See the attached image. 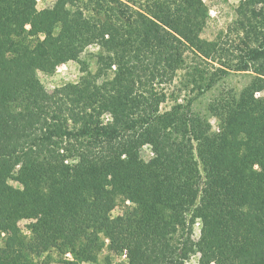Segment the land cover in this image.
<instances>
[{"label": "trees", "instance_id": "obj_1", "mask_svg": "<svg viewBox=\"0 0 264 264\" xmlns=\"http://www.w3.org/2000/svg\"><path fill=\"white\" fill-rule=\"evenodd\" d=\"M208 21L204 0H0V264H264V0ZM233 71L254 77L193 107Z\"/></svg>", "mask_w": 264, "mask_h": 264}, {"label": "rangeland", "instance_id": "obj_2", "mask_svg": "<svg viewBox=\"0 0 264 264\" xmlns=\"http://www.w3.org/2000/svg\"><path fill=\"white\" fill-rule=\"evenodd\" d=\"M209 7V21L202 36L207 39H213L217 33L223 29H226L235 18V8L240 0H204ZM55 0H37V9L42 10L44 8L52 7ZM100 47L97 44H91L88 46L84 52L81 54V61H85L92 70L97 68V54L100 52ZM82 64L78 61L70 60L65 63H61L57 66L56 71L53 74H47L40 72V78L47 89L52 90L57 85L63 84L69 81L77 80L82 74L81 71ZM179 75H182L180 72ZM254 74L251 72H238L233 71L222 81H220L217 86L206 92L203 95L194 96L193 107L196 110L206 112L208 104L216 95L222 94L224 91L233 90L235 93H239L243 88H245L253 79ZM179 79V77H178ZM194 95V94H193ZM257 97H264V90L256 93ZM183 99V95L180 96ZM174 103V99H169L166 103L162 105V110L169 109ZM108 116V115H107ZM214 129H218L217 119L211 117ZM143 155L149 157L151 155V150L149 147L144 148ZM14 185L17 182L12 181ZM120 207H117L114 214L120 213ZM31 220L22 219L18 222L19 226L22 227L27 234L30 233L28 228ZM201 223L198 221L194 227V235L196 238L200 236ZM110 255L109 250L104 249L103 253L100 255V259L97 263H90L84 261H79L80 264H109L106 260V256ZM72 264L73 258L72 254H63L56 249L47 252L41 258L34 261V264ZM198 255H193L191 262L197 264ZM110 264H127V259L125 255H111Z\"/></svg>", "mask_w": 264, "mask_h": 264}]
</instances>
